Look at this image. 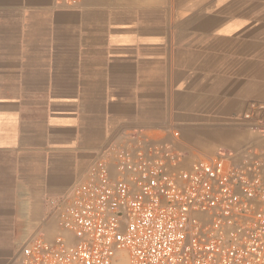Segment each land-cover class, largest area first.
Segmentation results:
<instances>
[{"label": "crops", "instance_id": "1", "mask_svg": "<svg viewBox=\"0 0 264 264\" xmlns=\"http://www.w3.org/2000/svg\"><path fill=\"white\" fill-rule=\"evenodd\" d=\"M250 102L264 0H0V264L53 237L60 195L133 132L190 155L264 150L239 118Z\"/></svg>", "mask_w": 264, "mask_h": 264}, {"label": "built area", "instance_id": "2", "mask_svg": "<svg viewBox=\"0 0 264 264\" xmlns=\"http://www.w3.org/2000/svg\"><path fill=\"white\" fill-rule=\"evenodd\" d=\"M239 118L264 132V103L250 102ZM47 218L57 233L34 234L16 262L264 264V150L190 155L133 132L100 150Z\"/></svg>", "mask_w": 264, "mask_h": 264}, {"label": "bare ground", "instance_id": "3", "mask_svg": "<svg viewBox=\"0 0 264 264\" xmlns=\"http://www.w3.org/2000/svg\"><path fill=\"white\" fill-rule=\"evenodd\" d=\"M121 264H127V262L126 261H123Z\"/></svg>", "mask_w": 264, "mask_h": 264}, {"label": "rangeland", "instance_id": "4", "mask_svg": "<svg viewBox=\"0 0 264 264\" xmlns=\"http://www.w3.org/2000/svg\"><path fill=\"white\" fill-rule=\"evenodd\" d=\"M13 264H22V263L16 262V263H13Z\"/></svg>", "mask_w": 264, "mask_h": 264}]
</instances>
